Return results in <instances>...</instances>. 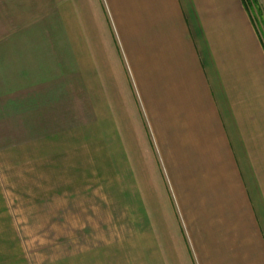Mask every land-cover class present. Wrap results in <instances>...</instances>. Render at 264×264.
Wrapping results in <instances>:
<instances>
[{
    "label": "crops",
    "instance_id": "0c3cea01",
    "mask_svg": "<svg viewBox=\"0 0 264 264\" xmlns=\"http://www.w3.org/2000/svg\"><path fill=\"white\" fill-rule=\"evenodd\" d=\"M3 4V86L90 117L0 146V264H264V0Z\"/></svg>",
    "mask_w": 264,
    "mask_h": 264
},
{
    "label": "rangeland",
    "instance_id": "374dc122",
    "mask_svg": "<svg viewBox=\"0 0 264 264\" xmlns=\"http://www.w3.org/2000/svg\"><path fill=\"white\" fill-rule=\"evenodd\" d=\"M251 2L254 4L253 0H251ZM258 5L262 13V5L260 3H258ZM4 13H8L6 19L3 18ZM10 15L13 18H11ZM15 15L16 12H13L12 9L9 8L5 10L3 0H0V44L3 45V43L10 40L8 42L11 43L13 47L12 56L13 58H18L22 54L18 49L19 44L26 43L27 45L29 40L24 38L25 35H20V29L17 27ZM255 16H257L259 30H263L264 25L261 23L258 13ZM15 48H17V50H14ZM23 58L26 59L25 56H23ZM3 59L4 50L3 47L0 46V65H3ZM2 69L1 67L0 74ZM13 70L16 72L19 71V68L16 67L13 68ZM1 76L2 75H0V146L16 143L23 139L33 140L40 134L46 133V131L40 129L34 130L38 125L41 126L43 124V120L47 124H50L53 120V125L59 128L60 131H63L73 126H81L85 122V119H89L90 117L89 115H84L82 98L76 97L74 100L72 99L69 109L66 76L60 77V82L56 84V93L53 91L55 86L53 87L52 83H44L43 87L42 84H39L40 89L33 87L20 93V87L17 83H6L4 87ZM14 84L16 87H13V92L7 94L8 85L12 87ZM41 88L46 90L42 96L39 95L41 93H38ZM31 95L37 97L28 98ZM48 95H50L49 98L47 97ZM56 95H60V98L58 101L59 103L57 102L58 106L55 108L52 101L53 96ZM22 97H25L23 99L26 101L24 102L26 108H20V104L23 106ZM49 103L50 105H48ZM23 110L27 111L25 115L21 114ZM55 111L58 112V114L55 115Z\"/></svg>",
    "mask_w": 264,
    "mask_h": 264
},
{
    "label": "trees",
    "instance_id": "16d2710c",
    "mask_svg": "<svg viewBox=\"0 0 264 264\" xmlns=\"http://www.w3.org/2000/svg\"><path fill=\"white\" fill-rule=\"evenodd\" d=\"M254 1V0H253Z\"/></svg>",
    "mask_w": 264,
    "mask_h": 264
}]
</instances>
